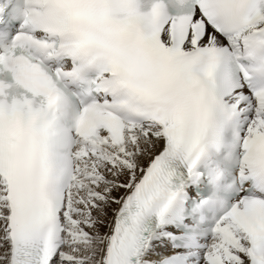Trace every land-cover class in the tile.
I'll return each instance as SVG.
<instances>
[{"label":"snow or ice","instance_id":"snow-or-ice-1","mask_svg":"<svg viewBox=\"0 0 264 264\" xmlns=\"http://www.w3.org/2000/svg\"><path fill=\"white\" fill-rule=\"evenodd\" d=\"M0 264H264V0H0Z\"/></svg>","mask_w":264,"mask_h":264}]
</instances>
